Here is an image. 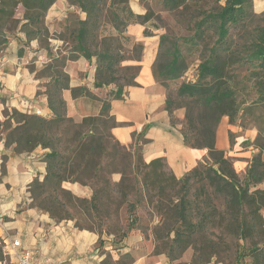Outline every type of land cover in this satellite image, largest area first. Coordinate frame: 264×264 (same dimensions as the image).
Listing matches in <instances>:
<instances>
[{
    "label": "trees",
    "instance_id": "16d2710c",
    "mask_svg": "<svg viewBox=\"0 0 264 264\" xmlns=\"http://www.w3.org/2000/svg\"><path fill=\"white\" fill-rule=\"evenodd\" d=\"M54 1L0 0V49L10 34L19 30L26 35L28 47L31 39H37L49 50L50 33L44 16ZM67 1L84 16L70 14V25L58 37L70 43L73 53L69 58L82 56L95 60L93 84L105 89L106 96L98 115L86 116L80 122L67 117L62 97L63 89L69 88L68 75L64 72L66 57L56 56L39 72L50 78L44 85L52 115L47 118L12 110L11 116H19L14 124L9 120L11 116L1 120L5 145L11 146L14 152H29L38 145L48 148L44 156L46 173L41 180L34 178L28 187L31 205L48 212L57 221L76 219L75 224L80 228L86 226L81 225L75 215L78 208L84 213L92 211L93 218L97 219L103 216L102 207L117 193L119 196L114 198L119 199L115 205L118 211L128 196L121 190L124 181L134 189V183L123 174L118 182L111 181L114 172H121L113 161L120 154L123 158L129 157L127 165L131 162L135 167L134 182L143 188L149 187L154 192L150 197H157L159 203L165 202L172 207L174 224L166 231L169 237L172 233L166 249L170 256L191 246L194 261L199 264L213 256L227 264L234 260L240 264H264V217L261 213L264 189H253L264 179V146L255 140L253 145L259 152L251 156L243 174H239L231 158L215 146L216 127L221 117L227 116L230 123H234L237 116L251 111L250 104H246V93L252 91L256 97L253 104L260 106L264 114V27L245 24L250 16L247 6L251 0H223L216 10H203L201 18L194 22L191 41L206 39L207 30H212L216 38L209 54L198 64L196 81L183 82L178 88L180 96L192 99L203 109V114L196 117L186 113L180 132L186 145L204 148L208 155L180 178L166 170L161 158L149 163L140 156L133 158L131 151L110 133L115 121L109 114V100L120 98L124 86L135 84L133 79L137 74V67L121 66L125 58L124 45L129 40L125 30L130 23L143 24L144 19L138 21L140 16L133 13L129 0ZM183 4V9L188 7L185 0L177 2L175 7ZM19 6L23 8L21 17L16 16ZM7 25L12 26L9 29ZM182 68L174 55L160 69L153 65L152 71L157 80L161 76L174 79L180 76ZM240 68L251 70L242 75L237 73ZM127 70L132 71L127 73ZM70 89L74 97L80 92L88 95L83 87ZM89 96L94 98L92 94ZM165 108L171 115L173 107L168 100ZM103 116L105 119H101ZM99 121L110 122L107 134L97 135L93 131L94 123ZM108 157L111 160L107 163ZM64 181L89 186L92 189L90 198L78 197L63 188ZM193 184L196 185L193 198H189ZM167 186L174 189V194L165 200L163 194ZM130 206L134 205L130 203ZM194 235L198 244H195ZM229 246L231 253L221 250ZM157 247L156 250H163Z\"/></svg>",
    "mask_w": 264,
    "mask_h": 264
},
{
    "label": "crops",
    "instance_id": "0c3cea01",
    "mask_svg": "<svg viewBox=\"0 0 264 264\" xmlns=\"http://www.w3.org/2000/svg\"><path fill=\"white\" fill-rule=\"evenodd\" d=\"M253 1L257 11L264 13V0ZM129 6L134 14H144L137 0H129ZM22 13L23 8L19 6L16 16L21 17ZM70 14L84 16L67 0H55L47 9L44 23L50 33L49 50L37 39H31L28 47L26 35L19 30L7 38L0 49V120L9 117L2 115L4 110L36 113L47 118L52 115L44 85L50 78L39 72L56 56L66 57L64 72L68 75L69 88L63 89L62 97L67 117L80 122L86 116L99 114L106 90L93 84L95 60L82 56L69 58L73 53L70 43L58 37L70 25ZM143 31L144 26L139 22L128 24L125 30L129 40L124 45L121 66L137 67V74L134 85L124 86L120 98L109 100V114L115 121L110 133L129 151L138 148L145 163L161 158L166 170L180 178L207 157V150L186 145L180 126L171 123L165 108L166 89L152 71L157 36ZM137 43L142 44V49L138 57H132V45ZM80 87L88 95L80 92L74 97L70 88ZM9 120L14 124L12 118ZM236 128L226 116L221 117L216 127L215 146L243 174L251 156L258 152L250 145L256 132ZM47 151L48 148L38 145L29 152H14L11 146L5 145L4 134L0 132V260L13 261L20 249H26L36 264H199L194 261L191 246L171 256L166 250H156L159 239L153 228L157 220L143 228L135 224L118 236L103 228H80L75 224L76 219L57 221L48 212L32 206L28 187L34 178L41 180L46 173ZM120 178V172H114L111 181L118 182ZM62 187L78 197L90 198L92 194L89 186L78 182L64 181ZM255 188L264 189V179ZM261 213L264 217V207ZM13 240L20 242L18 248L12 246ZM204 264L227 263L213 256ZM229 264L240 263L234 260Z\"/></svg>",
    "mask_w": 264,
    "mask_h": 264
},
{
    "label": "rangeland",
    "instance_id": "374dc122",
    "mask_svg": "<svg viewBox=\"0 0 264 264\" xmlns=\"http://www.w3.org/2000/svg\"><path fill=\"white\" fill-rule=\"evenodd\" d=\"M137 1L142 10H144V14L139 15L140 18L138 19V21H142L144 19L143 33L155 34L157 36V43L155 44L153 50V65L160 69L162 65L169 63L172 57L176 55L179 61V66L183 67L180 76L177 78L172 79L161 76L158 79L163 83L166 89V100H168L173 107L172 113L170 115L171 123L179 125L181 129L183 128L182 126H184L186 113L196 117L199 114H203V109L198 107V105H195L192 102V99L180 96L178 93V88L183 82L196 81L198 64L209 54V50L214 46V40L216 38L215 33H213L212 30H207L205 32V34H208L206 39H203L199 42L191 41V38L195 32L194 22L201 18L200 15L203 10H216L220 4H223V0H185V4L188 6L185 9L182 8L184 4L179 7H175V4H177V2L180 3L182 0ZM247 12L250 16L245 19V24H250V27L255 25L264 27V13L257 11L253 0H251V4L247 6ZM144 16L146 18H143ZM7 26L10 29V26L12 25ZM250 27L247 26V28ZM141 49V43L132 45L130 55L132 57H138ZM250 70L240 68L237 70V73L245 75L248 74ZM130 71L132 70H127V73ZM245 98L246 104H250L251 106V111L249 113H243L242 115L237 116L234 123L231 124L235 125V127L238 128L236 129L239 131L246 129L255 130L256 136L250 145L255 144L256 140L257 144L264 146V114L260 106L253 104L256 97L254 94H252V91L251 93L249 92V94L246 93ZM11 114L12 111H2V115L4 116H11ZM11 118L13 120H17L19 119V116L15 114L11 116ZM101 119H105V116H103ZM109 124L110 122L106 124L99 121L94 123L92 129L97 135L107 134L109 132ZM3 129L4 126L0 125V131L4 132ZM229 136L230 141L232 142L233 134L230 132ZM111 144H113V140L110 141V145ZM110 145H108L107 148H109ZM257 149L259 152V148ZM131 153L133 158H137L138 156L142 158L141 152L138 148H136ZM110 160L111 157H108L105 159V162L108 163ZM126 160H129V157L123 158L120 154H118L113 159L115 168L118 169V171H121L120 174H123L125 178H130L129 181L134 183V189H132L128 185L129 183L127 180L124 181V185L121 187V190L123 192H127L128 196L127 200L122 202V205L120 208H118V211H116L115 205L119 199L114 197L119 196V194L116 193L114 197L109 199L107 204L102 207L103 212H101V214H103V216H99V218L94 219V213L92 211L89 210L88 213H84L81 208L76 210L75 215L83 226L105 228L106 232H113L118 236L124 234L128 228L135 224L143 228L149 222L157 220L153 228L156 236L161 235L160 237H156L159 239L157 248L166 250L168 248L167 244H169V240L171 238L166 235V231L168 228L172 229L174 224V216H171L173 212L170 209L172 207L170 204L165 202L159 203L157 201V197H150V195H153L154 192L149 187H147L149 189L147 190V188H143L140 183L134 182L135 177L133 171L135 170V167L131 164V162L129 165H127ZM107 169L109 170V167ZM106 174V176H108V173ZM193 181L194 180L191 179V183H193ZM195 186L196 185L193 184L190 190L189 198H193ZM164 192L165 193L163 196L165 197V200H167L168 195L174 194V189H172L170 186H167ZM130 203H132L134 206L131 207ZM195 244H198L197 236L195 237ZM231 248L232 247L229 246L226 250L225 247H222L221 250L226 253H231ZM174 252L176 253L177 251Z\"/></svg>",
    "mask_w": 264,
    "mask_h": 264
},
{
    "label": "built area",
    "instance_id": "2783aa9c",
    "mask_svg": "<svg viewBox=\"0 0 264 264\" xmlns=\"http://www.w3.org/2000/svg\"><path fill=\"white\" fill-rule=\"evenodd\" d=\"M12 246L18 248L20 246V242L18 240H13ZM0 264H36V262L33 260L32 254L29 250L20 249L15 255V259L13 261L3 259L0 260Z\"/></svg>",
    "mask_w": 264,
    "mask_h": 264
}]
</instances>
